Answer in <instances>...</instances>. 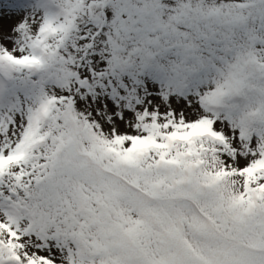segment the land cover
<instances>
[{"label": "snow or ice", "instance_id": "1", "mask_svg": "<svg viewBox=\"0 0 264 264\" xmlns=\"http://www.w3.org/2000/svg\"><path fill=\"white\" fill-rule=\"evenodd\" d=\"M0 264H264V0H0Z\"/></svg>", "mask_w": 264, "mask_h": 264}]
</instances>
